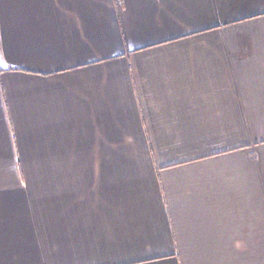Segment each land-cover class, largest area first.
<instances>
[{
  "label": "crops",
  "instance_id": "crops-1",
  "mask_svg": "<svg viewBox=\"0 0 264 264\" xmlns=\"http://www.w3.org/2000/svg\"><path fill=\"white\" fill-rule=\"evenodd\" d=\"M0 264H264V0H0Z\"/></svg>",
  "mask_w": 264,
  "mask_h": 264
}]
</instances>
